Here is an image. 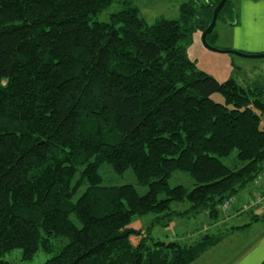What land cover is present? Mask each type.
<instances>
[{"label":"trees","instance_id":"obj_1","mask_svg":"<svg viewBox=\"0 0 264 264\" xmlns=\"http://www.w3.org/2000/svg\"><path fill=\"white\" fill-rule=\"evenodd\" d=\"M220 2H183L178 21L149 27L133 0H0V264L17 251L45 253L43 264H193L223 241L128 229L149 215L160 224L205 212L218 223L219 206L264 173V82L219 83L185 50ZM115 3L125 9L95 21ZM236 16L227 1L218 21ZM104 164L131 170L147 194L103 187ZM176 172L195 187L171 188ZM173 203L190 208L175 213Z\"/></svg>","mask_w":264,"mask_h":264},{"label":"rangeland","instance_id":"obj_2","mask_svg":"<svg viewBox=\"0 0 264 264\" xmlns=\"http://www.w3.org/2000/svg\"><path fill=\"white\" fill-rule=\"evenodd\" d=\"M188 1L189 0H133V3L139 9L145 23L151 27L160 20L178 21L181 17V5L183 2ZM228 1L230 9L233 8L235 11L238 10L240 0ZM124 9L123 5L115 3L103 13L99 14L95 18V21L109 23L112 14L120 12ZM228 28L227 22L223 20H219L217 22L214 30V37L209 40L211 47L221 51H234L225 48L223 41L220 39L223 36L224 43L227 44L228 39L226 38L225 33H227ZM202 34L203 33L200 30H196L193 33L191 43L185 46L189 59L195 63L198 71L214 78L219 83H224L225 81L235 77L242 85H244L245 80H248V82L252 83V88H256L255 82H264V59H242L235 55L211 52L204 47L202 43ZM212 99L218 104H224L225 102L223 96L220 94L214 95ZM260 127L264 131V116L262 117ZM233 158H235V155L229 159H224L223 163L232 167ZM99 174L103 180V187L133 186L140 196H144L148 192L147 187L138 185L136 177L131 170L127 171L123 175H117L110 166L104 164L100 167ZM169 185L171 188L184 187L187 190H192L195 187V182L188 175L176 172L169 179ZM85 189V186H83L79 190L77 196L74 198V201H77V199L84 193ZM240 196L246 197L247 193L242 192L235 198L238 199ZM262 207H264V203L256 210H260ZM189 208L190 206L186 203H173L171 205V209L175 213L185 212L189 210ZM156 218L157 217L155 215L136 217L133 219L128 229L135 232H142L144 235L149 233V235L155 240L170 242L172 239H175L182 243H192L201 239V237L206 234L217 233L216 230L209 227L210 221L206 217L205 212L199 213L195 216L189 214L181 218L173 217L170 221L165 220V222H161L160 224L156 223ZM240 218H243V220L246 221L249 219V215L244 214L241 215ZM241 221L242 219L233 221L228 224V226L237 225ZM208 227L210 229H204ZM140 241V235L136 233L130 235V242L133 246H137ZM48 258L49 256L45 253H39L31 260H23L20 251H17L7 255L5 260L14 264H43Z\"/></svg>","mask_w":264,"mask_h":264},{"label":"crops","instance_id":"obj_3","mask_svg":"<svg viewBox=\"0 0 264 264\" xmlns=\"http://www.w3.org/2000/svg\"><path fill=\"white\" fill-rule=\"evenodd\" d=\"M236 19L228 21V31L225 48L234 50L245 55L264 54V0H240ZM234 24V25H233ZM227 25V24H226ZM250 86H251V82ZM256 87L261 83L255 82ZM252 188L245 193L246 197L240 196L235 199L233 210L222 213L223 218L213 222L208 215L211 229L217 233H225L223 241L216 247L204 253L193 264H262L264 263V222H252L251 217L246 221L240 218L241 206L245 204L251 196ZM261 207V206H260ZM260 207L256 208L259 209ZM255 210L256 215L264 213V207ZM253 210V211H254ZM247 214V213H245ZM242 219L237 225L228 226L233 221ZM204 228L208 230L210 228ZM239 228V229H233ZM233 229V230H232ZM177 241L175 239L171 240Z\"/></svg>","mask_w":264,"mask_h":264},{"label":"built area","instance_id":"obj_4","mask_svg":"<svg viewBox=\"0 0 264 264\" xmlns=\"http://www.w3.org/2000/svg\"><path fill=\"white\" fill-rule=\"evenodd\" d=\"M264 203V173L257 176L252 184V192L249 200L241 206L240 212H249L263 205ZM235 200H228L219 206V210L227 213L232 210Z\"/></svg>","mask_w":264,"mask_h":264},{"label":"water","instance_id":"obj_5","mask_svg":"<svg viewBox=\"0 0 264 264\" xmlns=\"http://www.w3.org/2000/svg\"><path fill=\"white\" fill-rule=\"evenodd\" d=\"M227 1L228 0H221V2L219 3V5L217 6V8L214 11L213 19H212L210 26L202 34V43H203L204 47L211 52L220 53V54L235 55V56L240 57L242 59H255V60L264 59V54L263 55H245V54L234 52V51H221V50H217V49L211 47L208 44L207 37L210 36L214 32L216 25H217V22H218L219 14H220L221 10L224 8V6L226 5Z\"/></svg>","mask_w":264,"mask_h":264},{"label":"bare ground","instance_id":"obj_6","mask_svg":"<svg viewBox=\"0 0 264 264\" xmlns=\"http://www.w3.org/2000/svg\"><path fill=\"white\" fill-rule=\"evenodd\" d=\"M227 4V3H226Z\"/></svg>","mask_w":264,"mask_h":264}]
</instances>
